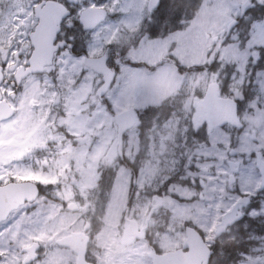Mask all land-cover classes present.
I'll return each mask as SVG.
<instances>
[{
	"label": "rangeland",
	"instance_id": "374dc122",
	"mask_svg": "<svg viewBox=\"0 0 264 264\" xmlns=\"http://www.w3.org/2000/svg\"><path fill=\"white\" fill-rule=\"evenodd\" d=\"M148 1L139 0L142 4ZM136 2L137 0L121 2L125 5L124 11L129 19L119 25L120 31L115 28L110 31L109 24H115V21L109 20L103 23L94 38L91 36L96 46L89 53L90 57L105 53L104 45L112 41L114 46L107 52L114 54L116 60L123 59L122 45H127L135 32L134 17L137 10L133 5ZM227 2L228 0H202L194 16L181 22L178 32L156 47L147 45L137 49L135 56L138 60L147 61L151 58L155 63L167 59L169 68L166 71L155 80L141 82L136 87L149 93V103L170 97L168 116L171 119L168 124L160 120L162 127L155 131L151 127L140 128L139 133L136 128L127 132V140H123L122 146L124 160L130 168L122 166L116 160L107 169L104 154L116 141L114 116L131 111L133 106L138 107L144 97H124L121 104L112 105L115 109L113 115L107 110L106 104L97 98L99 80L91 72L76 80L74 72H71L70 78L63 73L53 82L45 78L41 84H33L34 90H30L31 84H28L27 90L18 95L17 115L0 125V185L11 181H30L48 189L33 204L19 208L27 211H20L17 222L11 225L14 230L8 239L3 238L7 233L0 228V245L3 246L0 254L8 255V264H21L23 249L36 243L46 246L45 252H64L56 247L55 241L76 232L91 234L93 246L103 257H115L120 252L128 251L137 254L140 264H149L146 255L149 250L145 242L136 241L127 245L128 224L123 219L127 204V218L134 219L138 225L147 223L149 234L160 251L168 249L171 252L180 246L186 222L203 232L205 242L210 241L216 229L219 232V246L235 239V233L239 229L245 231L246 225L253 223L258 230L247 233L248 245L245 242V246L249 252L239 255L233 264H247V257L256 260L257 264H264L257 260L258 257H261V261L264 260V201L255 209L243 210L235 226L226 225L229 222H220L223 215H226L225 209L230 208V201L234 198L231 196L229 199L230 195L227 193L232 185L228 183L226 162L237 161L241 165L238 186L241 192H251L259 185L258 168L260 162L264 163V91L261 90V83L256 80L255 70L251 65L248 68V72L252 74L251 79L243 76L242 88L233 79L234 69L229 67L220 71L218 81L221 82L224 93L238 100L241 106L240 127L232 129L228 126L232 146L229 147L227 135H214L208 142L203 139L200 142L194 138L191 141L190 135L188 138L185 136V120L189 112H192L193 126L207 121L199 111L200 99L197 93L203 96L208 83L215 81L211 74L218 69L215 64L210 63L212 56L207 53L210 49L213 54L219 50V45L212 49L218 36H227L228 8L224 6ZM1 3L3 0H0V6ZM27 8L24 0L13 1L7 10L2 11L3 8L0 7V48L7 49L11 43L13 49H17L22 44L21 33L27 22ZM240 34L243 38L242 30ZM254 39L259 41L264 36L257 32ZM172 44H175V48L171 58H167L168 48ZM222 58L229 65L237 62L242 65L244 62V58L234 48L222 50ZM173 60L182 69L180 76L171 67ZM144 66L151 67L147 63ZM74 70L79 73L78 68ZM37 87L40 89H36ZM25 97H31L32 106L29 104V108L23 107ZM38 98H42L39 106L41 111L33 122L21 125L24 115L31 119L36 103H40ZM257 104L260 108L256 107ZM42 112L44 124L41 123L37 130L34 123H37ZM253 132L254 140L251 138ZM82 138V145L76 146L75 139ZM37 151L39 154H36ZM230 151L235 152L232 158L228 155ZM250 156L253 158L250 159ZM133 157L136 158L135 163L132 162ZM185 160L188 166L184 164ZM133 164L137 169L136 175L131 170ZM68 167L72 170L71 173H67ZM201 167H215L220 172L215 184L218 197L214 208H206L207 204L201 203L198 197L205 193L185 181L186 176L202 179ZM106 170L112 171V174L110 179L104 181L101 173ZM173 176L175 180L165 189L163 185ZM100 188H107L108 191L104 192L102 207H96L97 203L91 201L92 193ZM132 189L135 190L134 197L129 199L128 194ZM181 198L186 201L182 203ZM71 202L76 203L83 212L65 210V206ZM88 211L93 214V224L86 221ZM13 216H16V211L8 220H12ZM243 219L248 222L242 223ZM48 261L52 263L56 260Z\"/></svg>",
	"mask_w": 264,
	"mask_h": 264
},
{
	"label": "snow or ice",
	"instance_id": "6c2138e0",
	"mask_svg": "<svg viewBox=\"0 0 264 264\" xmlns=\"http://www.w3.org/2000/svg\"><path fill=\"white\" fill-rule=\"evenodd\" d=\"M59 3V0H57ZM228 8V17L226 23L227 36L220 35L217 40L213 42L212 49H216L219 45V50L213 54L210 49L207 55L212 56L210 63L215 64L217 71L213 72L212 79L219 80L220 71L227 70L229 67L234 69L232 72L233 79L238 81L241 88L243 87V76H248L251 79L252 74L248 72L249 65H251L255 72L256 80L261 83V90L264 91V39L255 40L257 32L261 36H264V0H228L226 5ZM35 7L41 9L44 5L35 4ZM59 7L62 14L58 17L56 23V36L55 40L58 44V54L63 56H72L76 50L77 32L89 33L94 38L100 27L97 25L95 28H89L85 23L83 16L85 13L103 12L105 21L114 20L115 24H109L110 31L115 28L116 31H120V24L128 21L129 17L124 11L125 5L121 3V0H109V3H97L96 0H80V3H72L71 0H65L64 3H59ZM137 10L134 17L135 32L131 36L127 45H122L123 59L113 62L111 56L107 54V50L114 46V42L109 41L104 45L105 59L104 65L107 74L111 77L107 81V92L101 94L102 102L106 104L107 110L113 115L115 109L112 108L113 104H121L124 97L131 95L142 96L145 99L140 105L133 106L131 108V116L135 122V128L139 133L140 128L148 121L152 125V130L155 131L162 127L158 117H156L157 111L163 109L167 104L170 97L159 99L157 102L149 103L147 98L149 93L136 87L141 82L148 83L155 80L162 72L166 71L169 66L167 65V59L159 60L153 63L151 58L147 61L136 59L135 53L137 49H142L147 45L156 47L161 41L166 40L169 36L178 32L179 29L176 25L183 19L186 10L181 7L180 4L175 3L174 0H154L153 3H140L139 0L133 5ZM168 26V32L165 34L164 27ZM64 29L68 31L65 32ZM236 31H233V30ZM240 30L243 31L244 37L239 35ZM110 34V33H109ZM95 40H91L88 43L86 52L78 54L76 59H81L83 56L88 55L92 48L95 47ZM175 48V44H172L168 48V57L171 58L172 50ZM234 48L239 51L244 58V62L241 65L239 62L229 65L222 58V50ZM19 52L14 51L12 44L8 45V51L4 53V65L15 63L16 67H19V62L11 60L9 57L18 56ZM150 64V68H146L145 64ZM29 65V61L25 60V67ZM177 76L181 75V67L176 65V61L173 60V65ZM3 69L0 68V73ZM56 71V70H54ZM104 81H101V85ZM214 87H218L214 85ZM198 99H202V95L197 93ZM260 108V105H256ZM192 112H189L188 117L185 120L186 132L185 136H191L194 139H203L208 142L210 137L214 135H227L229 140V147L231 144L230 129L226 123L220 122L212 114H208L207 121L199 123L198 126H193L191 122ZM171 117L166 116L164 124L170 122ZM139 139V137H137ZM123 140H127V133L122 136ZM264 155V153H262ZM254 156V154H253ZM253 157L250 156V159ZM132 162H136V158L133 157ZM242 163V162H241ZM175 180V177L170 179L163 185L167 189L171 183ZM264 194V187L256 190V192H242L243 196L251 197L255 194ZM251 201L249 199L236 200L232 205L235 208L237 205L247 206ZM20 211H27L26 209H17L16 216H13L12 220H8L5 216L0 219V228H3L7 233L3 238L6 240L11 236L14 230L11 225L17 222ZM219 211V209H218ZM231 212V208L225 209L226 219L225 223L238 220L241 211L236 212L234 215L228 216ZM255 215V213H252ZM39 251V249H37ZM3 252V246L0 245V253ZM0 264H8V255L0 254ZM29 264H39V257L29 261ZM247 264H257V261L251 257H247Z\"/></svg>",
	"mask_w": 264,
	"mask_h": 264
},
{
	"label": "flooded vegetation",
	"instance_id": "af4514ba",
	"mask_svg": "<svg viewBox=\"0 0 264 264\" xmlns=\"http://www.w3.org/2000/svg\"><path fill=\"white\" fill-rule=\"evenodd\" d=\"M13 1H15V0H3V3H1L2 5L0 6L3 9H1V10L2 11L7 10V7L9 5H11ZM24 1L27 4L28 8H27V11H25L27 22L24 24V26L22 28V33H21V39L23 40V42L21 45H19V47L17 49H14V51L19 52V55L14 56V57H11V56L9 57L11 60L18 61L20 66L16 67L15 63L9 64V65H4L3 64L4 53H6L8 51V47H7V49L0 48V68L3 69L2 73H1L2 74V80L0 82V101L1 100L5 101L13 109V114L10 117V119H8L7 121L11 120L14 116L17 115L16 109L19 105L16 101L17 97L19 94H21L22 92L27 90L28 84H31L30 90H34L35 87L33 86V84H35V83L41 84L45 78L49 79L50 81L53 82V81H56L58 76L62 75L63 73H66L67 77L70 78L71 72H74V76L76 77L74 80H76L77 78L81 79V76L86 74L87 72L93 73L92 70L90 71V69L84 65V59L87 58L89 56V54L86 56H83V58H81V59H76V56L78 54H82L83 52L87 51L88 43H89V41H91V34L84 33V32H77V41H76L77 46H76V50L72 56H63L61 54H58V51L55 50L51 66L44 68L41 73H33V72L30 73L27 76L20 79L19 82L17 83V78H18L17 75L19 73L25 72L29 67V65L27 67H25V60L26 59H27V61L30 60L31 55H32V51H33V48L31 46V42H30V36L32 35L34 30L36 29V26L39 23L38 17L41 14V11L45 8L46 4H52L61 11V9L59 7V3L65 2V0H59V3H57V0H24ZM71 2L72 3H80V0H71ZM96 2L105 4V3H108L109 0H96ZM121 2H123V0H121ZM35 4H41V5H44V7L41 9H38L35 7ZM64 31L67 32L68 30L64 29ZM58 44H59V42L56 41L54 38L53 46H56L58 49ZM107 54L109 56H111L113 62H115V60H116L115 55L111 54L109 51L107 52ZM98 57H104L105 58V53H102ZM75 68L79 69L78 74L74 70ZM54 70H56V71H54ZM95 75L98 77L99 85H100L97 88L96 96L99 99V101H101L102 99H101L99 89L101 88V86L104 85V84L101 85V81L103 80V77L100 75H97V74H95ZM212 82L218 85L219 94H220V96H223L224 89H223L221 82L220 81H212ZM209 83H211V82H209ZM36 89L39 90L40 87H37ZM35 93H38L40 95L39 91H36ZM30 100H31V97H25V99L23 101V107L24 108H29L28 107L29 104L32 106V102H30ZM39 101H40V103H36V105H35V110H33V112H32L33 114L31 116V119L25 117V115H24L21 125H23V124L25 125V123L30 124V121L33 122L34 117H36L38 115V112L41 111L39 106L42 103V98H38V102ZM234 101L237 104V113H238V118H239V125L235 128L233 127V129H238L241 125V106H240V103L238 100L234 99ZM164 112L168 116V104L166 105ZM2 123H4V122H2ZM41 123L44 124L43 112L40 113L39 119L37 120V123L36 122L34 123V126H35V128H37V130H38L39 125ZM0 125H1V123H0ZM196 126H198V124H196ZM151 127H152L151 124H143L141 128H151ZM133 128H135V125L131 129L125 131V133L132 130ZM186 137L188 138V136H186ZM251 138H252V140L255 139L254 132L252 133ZM189 139L192 141L193 138L190 136ZM187 140L188 139H186V141ZM200 140H198V141H200ZM82 142H84L83 138L82 139H75L74 143L76 146H79V145H82L81 144ZM122 144H123V139L121 140V143L118 144L117 125H116V141L110 145L109 149H106L105 154H104V158L107 159L106 163L104 165L107 169L116 160L120 164H122V166H124V167L126 166L127 168H130V166L128 167L127 162L124 160V151H123ZM183 147H184V144H183ZM36 154H39V151H37ZM234 155H235V152L232 155V157H234ZM50 161H53V159H51ZM226 163H227L226 165H227V168L229 171L228 183L232 185L229 189H227V193L230 195L229 199H231V196H234L233 200L230 201L231 212H229L227 215L231 216V215L235 214L236 212L241 211V209H242V211L246 210V208L249 211L252 209H255L259 205V203H262L264 201V196H263L264 194H260L257 192V194H255L254 196H251V197L243 196L240 188L238 187L239 181L241 180V175H240L241 165L237 161H231V160H228ZM243 163H245V165H246V161H244ZM44 164L46 165L47 162L45 161ZM184 164L186 166H188L186 164V160L184 161ZM262 168H264V163L260 162L259 168H258L259 185L257 187L255 186L254 190H252L251 192H256L257 189L264 187V184H262V174H261ZM67 170H68L67 173L72 172V170L69 167L67 168ZM131 170L133 172V175L137 174V173H135L137 171V169L134 166V164L131 165ZM195 171H197V170H194V172ZM200 173L203 176L202 179H200V178L191 179V178L186 176L185 181H186V183L189 182L190 186L191 185L195 186L197 189H199L200 191L202 190L203 193H205L203 195H198V197H199V201H201V203L207 204L206 208H208V209H210L212 207L214 208L215 204H216V197H218L215 184L219 178L220 172L215 167H212V168L210 167L208 169L201 167ZM111 174H112V171L111 172H108L107 170L103 171L101 173V178L104 181H106V180L110 179ZM230 177H232L231 183L229 182ZM196 182H198V183L196 184ZM133 184H135V182ZM37 185L39 186L40 191H41L40 185L39 184H37ZM184 185H185V183H184ZM47 189L48 188L45 189V193L47 192ZM105 191H108V189L107 188H100V189H96L95 191H93L91 201H93L94 204L97 203L95 205L96 207H98V206L102 207V203L105 200L104 199V195H105L104 192ZM134 192H135V190H133V189L130 190V193L128 194L129 199H132L134 197ZM238 199H240V200L249 199L251 201V203L248 204L246 207L243 205H237L235 208H232V205ZM185 201H186V199L181 198L182 203H184ZM69 205H71L74 209L73 210L68 209ZM128 209H129V204H127V209H126V212L123 216L124 221L127 222L128 227H129L130 222L136 223L138 231L139 232L141 231L144 234V238L143 239H136L135 237L129 236L127 234L128 230H126L127 239H128L127 245H130L132 242H136V241L145 242L147 249L149 250L148 253L146 254L147 258H148V254L151 250H154L155 253L159 254V255H163V254L167 253L168 249L166 251H160L155 246V244L152 240V237L149 234L147 223L145 225H138L134 219H128L127 218ZM65 210H67L68 212H73V213L83 212V211H81L82 209L76 203H72V202L65 206ZM225 218H226V215H225V217L223 215L222 220L220 221L222 224H224ZM86 221L90 222L91 224L94 223L93 214L91 211L87 212ZM243 222L247 223L248 221H247V219H243L242 223ZM237 223H238V220L229 222V224H226V223L225 224L228 226L229 225L235 226ZM246 226L248 227V225H246ZM128 227H127V229H128ZM186 227H192V228L196 229L198 231V233L200 234V236L202 237V239L205 241L203 232L200 229H198L197 227H195L194 225L186 222L184 225L183 232H182L183 233V240H182V242H180V246L176 249H173V250L183 249V251H185V249L183 248V243H184V240L186 239V235H185ZM81 233H84L86 236H88V243L86 245V251H85L84 256H83V260H84L85 264H140L139 257H137V254L133 253V252H128V251L120 252V253L116 254L115 257H103L101 255L102 253H100L98 250H96V248L93 246L91 234H88L86 232H81ZM66 236H64V237H66ZM218 240H219V232L215 229L213 237L210 239L209 242H206L209 249L212 251L207 264H212V260H213L214 264H218L215 261L216 256H214L215 252H218V251H217V249L214 250L211 247V246H213V247L218 246L219 247L220 243ZM52 244H54V242ZM55 245L59 249L64 250V252H59L57 254L51 253V252H45L44 250H46L45 249L46 246L41 245L39 243H36L35 254H36V257L37 256L39 257V264H77L78 263V261H77L78 255L74 250H72L70 247L59 245L57 243V241H55ZM127 248H128V246H127ZM37 249H39V251H37ZM90 250H93V252ZM27 256H28V254L23 251V258H22L21 264H23V262ZM45 256H47V257L55 256V258L50 257L49 259L56 260V261L50 263L48 261L49 259L44 258ZM148 259H149V264H152L151 259L150 258H148ZM257 260L260 263L264 262V260L261 261V257H258Z\"/></svg>",
	"mask_w": 264,
	"mask_h": 264
},
{
	"label": "water",
	"instance_id": "95a60500",
	"mask_svg": "<svg viewBox=\"0 0 264 264\" xmlns=\"http://www.w3.org/2000/svg\"><path fill=\"white\" fill-rule=\"evenodd\" d=\"M154 0H149V4ZM62 14L58 8L52 4H46L45 8L39 15V23L36 26L35 31L30 36L31 46L33 48L31 58L29 60V67L25 72L17 75V83L20 79L27 76L30 73H41L44 67L52 64L53 55L56 46H53V41L56 35V23L58 17ZM85 23L89 28H95L102 23L105 18L103 12L85 13L83 16ZM104 57L84 59V65L100 74L103 77L104 85L99 89L100 95L107 91V81L111 77L107 74ZM2 80V74L0 73V82ZM215 83H210L205 89V93L200 103V110L204 115L212 114L220 122L226 123L231 127H237L239 125V118L237 114V104L231 98L220 97L218 87ZM218 86V85H217ZM13 114V110L6 104L5 101H0V123L8 120ZM117 125V139L118 144L121 143L124 132L135 125L131 116V111H124L114 116ZM234 152H230L232 156ZM262 184H264V168L261 169ZM229 182H232L230 177ZM39 194L38 186L30 181L21 182H9L0 186V219L7 217L11 212L17 210L25 203H32L36 200ZM68 209L74 208L69 205ZM127 234L137 239H143L144 234L138 231L136 223L130 222L127 229ZM186 239L183 243V249L167 252L163 255L156 254L154 250H151L148 257L151 259L152 264H207L212 251L202 240V237L198 231L192 227H186L185 229ZM61 246L70 247L78 255L77 264H85L83 260L84 253L86 251V245L88 243V236L83 233H72L57 242ZM28 254L23 264H28L36 258V245L31 246L24 250Z\"/></svg>",
	"mask_w": 264,
	"mask_h": 264
},
{
	"label": "trees",
	"instance_id": "16d2710c",
	"mask_svg": "<svg viewBox=\"0 0 264 264\" xmlns=\"http://www.w3.org/2000/svg\"><path fill=\"white\" fill-rule=\"evenodd\" d=\"M202 0H174L175 3H178L181 5L182 8L186 10L184 13L183 19L176 25L178 29L181 28V22L190 20L195 12L197 11L198 7L200 6ZM164 32L167 34L168 32V26L164 27ZM242 37V35L240 34ZM197 70V69H194ZM166 107V106H165ZM160 109L156 113V117L159 118V120H164L167 116L164 112V109ZM169 105H168V115H169ZM147 124H150L148 121H145ZM45 189L44 187L41 190V194L44 195ZM252 221V220H251ZM240 228V227H239ZM257 227L255 225L249 224L248 227H245V231L243 229H239L237 233H235L236 238L232 240L225 241L223 245L221 246H211L214 250L217 249L218 252H215L214 256H216L215 261L218 264H233L238 260L239 255L241 254H247L249 252V249L245 246V242L247 243V237H248V231L255 230ZM258 230V229H256ZM258 232V231H257ZM263 232V231H262ZM248 245V243H247ZM212 264H214L212 260Z\"/></svg>",
	"mask_w": 264,
	"mask_h": 264
}]
</instances>
